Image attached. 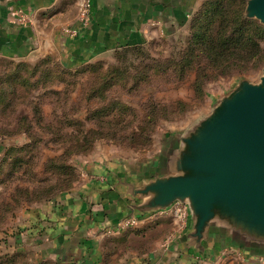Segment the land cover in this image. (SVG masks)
<instances>
[{
    "label": "rangeland",
    "instance_id": "obj_1",
    "mask_svg": "<svg viewBox=\"0 0 264 264\" xmlns=\"http://www.w3.org/2000/svg\"><path fill=\"white\" fill-rule=\"evenodd\" d=\"M247 2L193 0L191 13L167 35L90 61L59 51L0 58V264L165 262L164 244L178 226L174 204L148 222L109 231L85 254L75 243L64 251L35 237L28 223L43 205L91 178L89 166L151 174L155 165L157 172L180 137L194 132L239 83H259L264 66L237 58L220 74L191 51L218 6L242 13L245 27H264L245 16ZM258 45L264 52V41Z\"/></svg>",
    "mask_w": 264,
    "mask_h": 264
},
{
    "label": "crops",
    "instance_id": "obj_2",
    "mask_svg": "<svg viewBox=\"0 0 264 264\" xmlns=\"http://www.w3.org/2000/svg\"><path fill=\"white\" fill-rule=\"evenodd\" d=\"M192 4L193 0H93L91 22L75 39L62 33L63 27L77 26L75 0H18L0 5V58L59 51L66 58L90 61L121 46L167 35L191 13ZM88 169L92 178L46 203L31 218L30 233L43 241H55L64 251L75 243L76 251L85 254L94 241L116 230L125 218L148 222L158 213L141 214L132 208L140 203L133 197V190L155 175V165L151 174L130 166L104 167L102 163ZM190 226L188 215L184 229L175 227L169 244H164L162 260H166L162 264H258V258L264 257V251L239 247L218 228H213L201 249L196 250L186 244ZM175 237L179 239L175 241Z\"/></svg>",
    "mask_w": 264,
    "mask_h": 264
},
{
    "label": "water",
    "instance_id": "obj_3",
    "mask_svg": "<svg viewBox=\"0 0 264 264\" xmlns=\"http://www.w3.org/2000/svg\"><path fill=\"white\" fill-rule=\"evenodd\" d=\"M245 16L264 25V0H248ZM132 195L141 214L184 204L191 219L186 244L196 250L218 228L239 247L264 251V68L258 84L239 83L194 132L180 137L161 169Z\"/></svg>",
    "mask_w": 264,
    "mask_h": 264
},
{
    "label": "trees",
    "instance_id": "obj_4",
    "mask_svg": "<svg viewBox=\"0 0 264 264\" xmlns=\"http://www.w3.org/2000/svg\"><path fill=\"white\" fill-rule=\"evenodd\" d=\"M217 18L218 23L215 22ZM243 19L242 13L229 15L218 6L212 19H209L208 28L194 37L196 40L192 53L200 52L220 74L229 69L237 58H242L246 64L256 68L264 66V52H261L258 45L259 41H264V27L247 22L250 29L244 26ZM125 47L134 48L136 45ZM188 63H192V60L189 59Z\"/></svg>",
    "mask_w": 264,
    "mask_h": 264
},
{
    "label": "built area",
    "instance_id": "obj_5",
    "mask_svg": "<svg viewBox=\"0 0 264 264\" xmlns=\"http://www.w3.org/2000/svg\"><path fill=\"white\" fill-rule=\"evenodd\" d=\"M93 0H75L76 7V24L77 26H66L62 28V33L71 39L79 36L80 30L86 28L91 22ZM22 19H26L25 16ZM93 176H91L92 178ZM173 217L176 220L179 229H184L188 219V210L184 204L175 203L173 208ZM141 219L135 217H128L119 223L121 229L134 226ZM142 222V220H141Z\"/></svg>",
    "mask_w": 264,
    "mask_h": 264
}]
</instances>
